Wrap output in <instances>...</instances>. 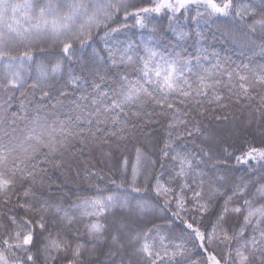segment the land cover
<instances>
[{"label": "snow or ice", "instance_id": "1", "mask_svg": "<svg viewBox=\"0 0 264 264\" xmlns=\"http://www.w3.org/2000/svg\"><path fill=\"white\" fill-rule=\"evenodd\" d=\"M201 25L264 55V0H0V264H264V63Z\"/></svg>", "mask_w": 264, "mask_h": 264}, {"label": "trees", "instance_id": "2", "mask_svg": "<svg viewBox=\"0 0 264 264\" xmlns=\"http://www.w3.org/2000/svg\"><path fill=\"white\" fill-rule=\"evenodd\" d=\"M161 23H165V21H161ZM201 30L206 33L207 39L204 42V46L208 49L209 53L215 52L218 54V58L230 64L232 67H236L237 65L248 64L250 61L254 64L264 63V55H262L259 49H256L255 52L248 51L246 48H242L239 44L233 43L230 39L225 36H222L220 33L215 31V27L212 29H208L201 25ZM213 33H215V38H213ZM131 36L132 34L129 33ZM135 38H138L135 37ZM191 50V49H190ZM211 58V57H210ZM18 95V94H17ZM16 105H14L15 110ZM241 115L240 112H235L234 116L239 117ZM227 131V129H225ZM236 134L239 136H251L255 135L259 138V132L256 130V125H253L251 129H237ZM191 146V145H189ZM128 149H131V144L127 145ZM115 152V149H113ZM118 155V154H117ZM98 159V157H97ZM96 160H93L95 163ZM97 167H104L102 164H97ZM107 172V168L104 169ZM235 176L238 178L243 175V169H236L234 172ZM52 178L56 179L59 173L53 171L51 173Z\"/></svg>", "mask_w": 264, "mask_h": 264}]
</instances>
